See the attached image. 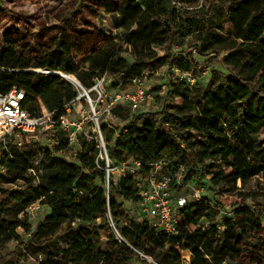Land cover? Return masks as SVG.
<instances>
[{"label":"trees","instance_id":"obj_1","mask_svg":"<svg viewBox=\"0 0 264 264\" xmlns=\"http://www.w3.org/2000/svg\"><path fill=\"white\" fill-rule=\"evenodd\" d=\"M24 1L2 0L0 7V29L3 22L9 23L0 35V93L13 87L22 90L23 106L31 115L40 116L42 104L58 120L66 114L65 106L78 96L61 76L41 71L75 75L85 88H90L89 81L104 75L110 82L131 85L136 77L172 65L196 72L197 65L185 52L173 54L186 39H192L189 48L196 49L201 57L229 51L224 62L234 74L221 78L214 72L208 84L193 90L173 83L163 96L168 104L154 116L134 115L123 106L112 110L114 116L128 122L116 142L107 145L115 164L169 158L187 166L188 180L202 183L211 176L209 192L218 191V200L213 197L210 203L207 196L188 202L177 236L161 235L128 214L127 204L140 201L138 177L119 179L118 186L107 195L100 150L94 143L81 140L77 163L55 156L64 149L63 144L55 151L25 152L11 145L2 149L0 163L7 173L0 175V185L28 183L35 178L32 168L38 171V178L45 174L47 180L9 195L14 221L4 218L0 204V245L16 241L30 256L35 255L34 246L44 251L41 255H48L52 264H131L141 253L154 261L143 264H181L184 252L191 264H210L211 258L216 263L264 264V206L249 208V192L232 204L237 208L231 218L221 216L225 219L218 240L209 239L214 226L200 225L201 218L212 220L219 215L218 208L231 204L223 190L238 193L252 180L264 177V0H202L194 9L179 0H73L54 12L50 22L41 15L33 20L20 14ZM224 7L232 39L206 28ZM102 13L112 19L122 35L99 29ZM22 30L28 33L25 37H21ZM123 40L130 51L123 50ZM155 48L163 49L164 54L158 55ZM159 92V88L151 91ZM175 99L181 103L172 106ZM101 129L102 133L114 131L106 125ZM37 159L39 164L35 165ZM198 167L206 173L192 179L191 172ZM38 201L50 209V214L37 228L36 240L24 243L18 229L31 234L25 212ZM21 214L23 218L18 219ZM70 222L78 226L73 228L67 248L56 255L46 253L51 239Z\"/></svg>","mask_w":264,"mask_h":264},{"label":"built area","instance_id":"obj_2","mask_svg":"<svg viewBox=\"0 0 264 264\" xmlns=\"http://www.w3.org/2000/svg\"><path fill=\"white\" fill-rule=\"evenodd\" d=\"M177 5L181 6L179 2H177ZM121 46L124 51L131 50L125 40L122 41ZM192 50L196 53V49ZM166 71H170L172 77L166 84L155 87L159 88L160 94H166L173 83L183 84L193 90L201 84L207 74L206 71L198 69L196 72L182 71L176 65H172L170 68L164 67L157 74L159 75L163 72L162 75L164 76ZM41 72L57 75L56 72L51 71ZM146 78L147 75L134 78L131 81L130 88L116 93L110 102H106L108 95L104 89V84L109 81L106 75L96 78L90 88H85L79 82V87L77 86L80 91L79 95L65 106L66 114L58 120H55L53 113L49 112L42 104L43 115H31L23 106L24 92L16 87L6 93H0V150L6 149V144L12 137L32 135L39 131L54 132L57 129L65 134L66 144L69 146H74L81 140L94 143L100 150L99 158L105 162L104 186L106 194L109 195L111 188L117 187L118 180L126 175L138 177L140 179L137 193L140 199L137 204L140 208V214H138L140 220L138 219V221L147 223L161 235L168 237L177 236L180 232L183 208L188 202H198L207 197L209 188H211L209 184L211 176H207L202 183L188 180L187 166L169 158L150 163L130 159L115 164L108 154L100 125L102 116L105 113L112 116L114 108L126 105L131 112H137L150 100V92L146 88ZM92 95L95 98H92ZM81 101L87 103L86 108ZM119 101H123V104H119ZM104 102H106L107 108L100 113L97 111V107L100 104H104ZM106 126L115 130V127L110 124H106ZM1 159L2 152L0 151ZM39 160L35 161V165L39 164ZM143 171H146V173L143 174ZM30 172L35 179L38 178V171L35 168H32ZM4 173L5 168L0 163V175ZM240 185L241 182L238 181V188L241 187ZM183 191L187 192L189 197L183 196L185 195ZM41 205L40 201H38L27 208L26 213L29 219L36 216ZM133 206L131 203L127 204L129 209ZM248 207L256 210L255 206L248 205ZM236 208L232 204H225L218 208L217 211L219 216L231 218ZM188 259L186 264H191L190 257Z\"/></svg>","mask_w":264,"mask_h":264},{"label":"rangeland","instance_id":"obj_3","mask_svg":"<svg viewBox=\"0 0 264 264\" xmlns=\"http://www.w3.org/2000/svg\"><path fill=\"white\" fill-rule=\"evenodd\" d=\"M73 0H47L46 2L40 3V1L37 0H27L24 1V4H22L19 7V13L22 15H25L28 18H33L35 20L36 17H40L41 19H47L49 22L51 21V17L56 12L61 8L62 6L68 5L71 3ZM81 1V0H79ZM186 8L189 9H194L197 8L201 3L202 0H179ZM0 7H2V0H0ZM76 9V7L74 8ZM9 26L8 22H3L2 27L0 29V35L3 32V30L7 29ZM206 28L208 29H215L219 30L221 34L226 36L228 39L233 38L232 34V26L231 24L227 21V7H224V9L220 10L211 20L210 23L206 24ZM98 27L100 30H103L106 32L107 30L113 29L112 25V20L109 17H106L104 13L100 15L98 18ZM113 27V28H111ZM113 32H115V29H113ZM28 33L25 30H22L21 32V37H25ZM115 35H122V31L118 30L115 33ZM192 39H186L185 41L181 42L179 45V49L177 48L176 50L173 51V54H177V52H185L186 57L188 58L189 61H192L193 65H197L198 70H204L207 72L206 76L204 79L201 81V85H206L210 81V76L212 73L217 72L221 78L230 76L234 74V70L224 62V56L229 54V51H222L220 55H209L205 57H201L200 55L194 53L192 49L189 48V45H192ZM155 51L158 53V55L162 56L164 54V50L161 48H155ZM182 54V53H181ZM125 57L129 62H132V58L129 55V53L125 54ZM161 74H152V75H147L146 78V88L149 90L150 94V100L144 104L140 110L137 112H131V110L126 107V105H123L127 110H129L132 114L134 115H142V114H147L148 117L154 116L158 114L159 112L162 111V108L166 106L168 103L166 102V99L163 97L164 94H153L151 91L153 88L166 84L167 81L172 77V73L170 71H166L164 76ZM59 76V75H58ZM74 77L78 80L77 76L74 75ZM63 78V77H62ZM66 82H68L65 78H63ZM95 80V79H94ZM93 81H89L90 87L94 84ZM79 81V80H78ZM108 81V80H107ZM71 84L70 82H68ZM72 87L76 90V92L79 95V90L76 85L71 84ZM130 88V84H124V83H115L114 81L110 80L104 84V89L106 90V93L108 95V98L106 102H110L113 100L114 95L119 92H123L124 90H127ZM92 98H95L92 95ZM82 105L86 108L87 103L85 101H81ZM104 102V104H100L97 107V111L102 113L105 111L107 108V104ZM123 101H119V104H123ZM181 103L180 99H175L174 100V105H178ZM75 111V110H74ZM73 111V113H74ZM41 114L43 115V111H41ZM106 124H110L111 126L115 127V130L111 132H104V138L106 142V146L108 145H113L117 138L118 134H122V132L127 128L128 122L122 121L116 116L112 114L109 115L108 113H105L102 118L100 119V125L103 128ZM168 124H172V121H170ZM110 139V140H109ZM63 144V145H61ZM11 145L19 148L22 151L29 152V151H34L37 152L39 150H51L55 151L60 145L63 146L62 151H57L55 152V156L70 162V163H77V155L81 151V141H79L78 144H75L74 146H69L66 144V136L61 130H56V131H39L36 132L32 135H23L21 137H12L11 140L8 141L6 144V148ZM7 150V149H6ZM2 152V149L0 150ZM187 158V157H186ZM188 159V158H187ZM195 171L191 172V178L194 179L196 176H199L200 174H205L206 170L202 167L194 168ZM7 173V170L5 169V173ZM31 178V177H30ZM47 180V176L45 174H42L40 178H31V181L23 182V181H18L16 183H11V184H1L0 185V204H3V209L5 211V216L4 218L6 220L14 221L15 217L13 216L14 210L12 209L13 204L11 202H8L9 195L12 194L13 192L16 191H24L28 186H39L40 184H44ZM117 181V179H116ZM239 187L240 189L242 188V184ZM218 191H212L208 192V200L210 202V197L211 198H216L215 200H218V196L216 194ZM224 195L228 196L229 202L231 204H234V202L241 198L243 199L240 195L246 194L249 192V194H252V198L246 199L247 205L250 206H256V204H262L264 206V177H259L258 179H254L251 181L250 184H247L245 186L244 191H240L238 193H229L227 190H223ZM246 192V193H245ZM183 196H188L187 192L183 191ZM213 202V201H212ZM214 204V202L212 203ZM128 214L130 217L134 220H140V217L138 214H140V208L137 205H134L132 208L127 209ZM26 216L27 213L25 212ZM50 214V209L44 205H41V207L38 209V212L34 218L29 219L28 216V221L29 224L31 225L32 231L31 234H25L21 229H18V234L20 237L23 239L24 243H31L34 242L36 239L33 237L34 234L37 231V228L39 225L45 220V218ZM23 214L18 215V219H22ZM225 217L217 216L212 220H208L207 218H201L200 220V225L206 228L207 226L211 225L214 226L215 230H213L212 233L209 235L210 242L211 240L214 239H219V234L221 232V227L223 225ZM262 225L264 226V218ZM78 226V223H67L65 224L61 230L51 239L50 243L46 246L48 251L46 253L51 252L54 253L55 255L58 254L61 250L67 248L68 244L72 240L73 236V228H76ZM116 236L118 239H120L118 233L115 231ZM103 240L106 239L104 235H102ZM41 252L38 248L33 246V251L35 255H27L25 254V250H22L20 246H18V243L16 241H12L8 243L5 246L0 245V260L1 264H52L48 263L47 259L49 258L48 255L46 254L41 255ZM185 256L182 258L181 264H186V257L188 258L189 256L186 255L187 253L184 252ZM143 261L148 262V263H153V259L151 257H147L144 254H140L139 258H133L131 264H143ZM210 264H232L230 262L224 261L221 263H216L212 258H211V263Z\"/></svg>","mask_w":264,"mask_h":264},{"label":"bare ground","instance_id":"obj_4","mask_svg":"<svg viewBox=\"0 0 264 264\" xmlns=\"http://www.w3.org/2000/svg\"><path fill=\"white\" fill-rule=\"evenodd\" d=\"M113 28V27H111ZM114 29V28H113ZM68 82H70L71 84L73 85H76L79 87V81L73 76V75H67L64 77ZM187 260H189L187 257H186Z\"/></svg>","mask_w":264,"mask_h":264},{"label":"crops","instance_id":"obj_5","mask_svg":"<svg viewBox=\"0 0 264 264\" xmlns=\"http://www.w3.org/2000/svg\"><path fill=\"white\" fill-rule=\"evenodd\" d=\"M106 17H109V16L106 15ZM109 18H110V17H109ZM111 20H112V19H111ZM112 25H113V27H114V29H115V32L118 31V30L116 29V27H115L113 21H112ZM115 32H113V29H110V30H107V31H106V33H112V34L115 33ZM114 35H115V34H114ZM46 207H47V206H46Z\"/></svg>","mask_w":264,"mask_h":264},{"label":"water","instance_id":"obj_6","mask_svg":"<svg viewBox=\"0 0 264 264\" xmlns=\"http://www.w3.org/2000/svg\"><path fill=\"white\" fill-rule=\"evenodd\" d=\"M57 75H59V76H61V77H65L66 76V74H63V73H57ZM79 83V82H78Z\"/></svg>","mask_w":264,"mask_h":264}]
</instances>
